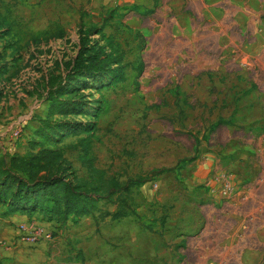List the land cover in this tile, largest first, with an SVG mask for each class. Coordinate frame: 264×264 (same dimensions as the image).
<instances>
[{"label":"rangeland","instance_id":"374dc122","mask_svg":"<svg viewBox=\"0 0 264 264\" xmlns=\"http://www.w3.org/2000/svg\"><path fill=\"white\" fill-rule=\"evenodd\" d=\"M111 11L109 24L91 33L89 44L121 56L120 80L81 81V108L52 115L49 103L30 92L75 55L80 29H99ZM34 37L43 41L31 42ZM0 67V155L41 143L61 149L85 177L78 143L88 137L93 164L122 179L171 168L185 151L184 157H210L212 166L225 169L242 164L248 175L233 170L242 185L256 188L246 176L264 165V0H0ZM186 98L202 121L191 132L183 131ZM219 117L231 127L210 125ZM37 118L63 119L68 126L46 138ZM259 192L264 196V186ZM132 198V215L97 225L87 216L56 227L34 214L33 221L56 233L34 245L19 240L20 224L31 220L26 213L0 207V264H240L232 204L213 199L204 182L168 171ZM242 237L253 249L246 264H264V229L246 228Z\"/></svg>","mask_w":264,"mask_h":264},{"label":"trees","instance_id":"16d2710c","mask_svg":"<svg viewBox=\"0 0 264 264\" xmlns=\"http://www.w3.org/2000/svg\"><path fill=\"white\" fill-rule=\"evenodd\" d=\"M112 18L113 11L102 17L99 29L94 26L80 29L75 55L58 64L38 83L36 90L30 92L39 93L49 103L52 115L64 116L81 108L83 96L77 95L80 84H83L81 81L86 83L89 79L106 78V83L110 85L120 80L123 67L120 65L121 56L112 50L108 52L106 46L89 44V35L96 30L101 31ZM9 29L8 27L6 32H9ZM39 40L34 37L31 42ZM142 66L143 63L139 59L135 66L137 73L141 72ZM4 74L5 68L0 67V79ZM185 104L191 106L187 102ZM36 120L40 134L46 138H52L57 130L68 126L63 119ZM222 123L228 124L218 119L215 126ZM87 139L89 138L80 139L78 143L83 155L82 165L87 171L85 177L77 175L59 148L38 143L41 146L37 149L23 154L5 150L0 155V207L10 212H24L29 219L34 214H41L56 227H63L69 222L77 223L87 216L94 217L96 225L105 218L117 221L133 214L134 190L165 172L180 171L196 158L184 157L171 168H153L135 175H127L122 179L121 176L109 174L105 169L93 164ZM100 204H106L113 209H101ZM96 212H99L98 219L95 217ZM160 222L163 225L164 219ZM51 230L52 236L55 235L53 227Z\"/></svg>","mask_w":264,"mask_h":264},{"label":"crops","instance_id":"0c3cea01","mask_svg":"<svg viewBox=\"0 0 264 264\" xmlns=\"http://www.w3.org/2000/svg\"><path fill=\"white\" fill-rule=\"evenodd\" d=\"M187 93H189V92L187 91ZM192 100H193L192 98H190V99L186 98V101L188 104H191ZM185 107H186V110H184V111L186 113L185 116L187 118L183 119V126L186 127V129H183V131L191 132V128L201 124L202 121L199 117H197L198 113L193 112V110H191L192 109V108H190L191 106L190 107L185 106ZM193 109H197V108L193 107ZM219 119H222L223 121H227L228 124H226L225 127H227V128L231 127V124L228 122L229 119L224 118V117H219ZM210 125L215 126L214 122L211 123ZM152 127H154V126H152ZM227 142H228V146H230L233 142V139L231 138ZM17 149L18 148L16 147V148L12 149L11 152H18ZM18 153H20V152H18ZM185 154H186L185 151H183V153L178 154V158H177L175 163H177L178 160L184 158ZM203 155L204 154H202V155L200 154V157H203ZM198 156H196L195 160H193L190 164H188L185 168L181 169L180 171L182 172V175L184 174L185 176H187L188 180H190V181L204 182L205 177L208 176L209 170L212 168V165H213L212 159L213 158L206 157L207 158L206 161L200 162L201 158H198ZM239 156H241V155L239 154ZM174 165L175 164H173L172 166H174ZM231 166L234 167L233 169H235V168H237V170L241 169L244 173V176L248 175L247 173H245V170H244L242 164L235 162ZM263 166L261 167V165H257V164L254 165L253 170L255 171V173L251 174L249 176H246V177L252 176L251 179L254 180V183H252L250 185H252V187L253 186L256 187L253 189L254 192H251V189H250V191L248 192L249 195L247 197H244V198L238 197V198L234 199L233 201L223 202V203H227L229 205L232 204V207L229 208L230 210L228 211V214H230V216L232 218V220H231L232 226L231 227L235 228L234 233L236 231H239V234L237 235L238 240L236 241V243H234V245H235L236 249L240 250L239 255H238V259H239L240 264H246L245 260H246V255L248 254L247 252L249 250H253V249L248 248V246H246V244L242 241V239H243L242 236H245V229L254 227V232L257 234L260 233L261 230L263 231V229H264L263 228L264 227V223H263V219H264V196L259 192V190L264 186V167ZM214 204H216V203H214ZM234 233L230 232L229 236H232ZM233 236H236V233ZM231 245H232V243H231ZM257 255L260 258V260L263 259V250L260 249L259 251H257ZM259 263H261V262L259 261Z\"/></svg>","mask_w":264,"mask_h":264},{"label":"built area","instance_id":"2783aa9c","mask_svg":"<svg viewBox=\"0 0 264 264\" xmlns=\"http://www.w3.org/2000/svg\"><path fill=\"white\" fill-rule=\"evenodd\" d=\"M21 128L14 129L11 135L16 139L19 136ZM209 175L206 177L204 184L208 194L218 201L229 202L240 197H247V192L250 191L248 186L242 185V178L233 169H225L220 166H212L209 170ZM247 188V189H246ZM246 189V190H245ZM246 191V195L244 192ZM19 240L27 245H34L40 241H51L52 233L46 230L42 225L32 219L26 223L20 224ZM10 246V245H9Z\"/></svg>","mask_w":264,"mask_h":264}]
</instances>
